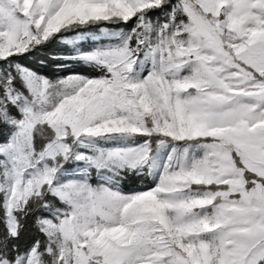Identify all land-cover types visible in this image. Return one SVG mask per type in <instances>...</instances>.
<instances>
[{
    "label": "snow or ice",
    "instance_id": "1",
    "mask_svg": "<svg viewBox=\"0 0 264 264\" xmlns=\"http://www.w3.org/2000/svg\"><path fill=\"white\" fill-rule=\"evenodd\" d=\"M0 264H264V0H0Z\"/></svg>",
    "mask_w": 264,
    "mask_h": 264
}]
</instances>
